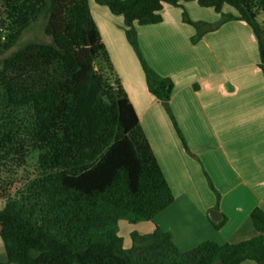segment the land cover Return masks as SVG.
I'll list each match as a JSON object with an SVG mask.
<instances>
[{
  "label": "trees",
  "instance_id": "16d2710c",
  "mask_svg": "<svg viewBox=\"0 0 264 264\" xmlns=\"http://www.w3.org/2000/svg\"><path fill=\"white\" fill-rule=\"evenodd\" d=\"M93 1L122 17L147 89L161 101L184 145L169 107L173 81L144 58L136 24L160 22L164 5L181 7L182 21L196 29L195 43L226 21L243 20L256 38L264 78V0ZM187 1L213 8L220 19L191 20ZM0 2V238L6 257L0 264H264V210L258 206L249 214L256 234L240 242L204 240L180 251L171 233L155 224L150 232L131 231L125 246L119 221H153L174 197L89 0ZM224 5L236 14L221 12ZM40 17L47 40L29 41L5 55ZM33 150L35 172L12 176ZM224 222L225 216L214 225Z\"/></svg>",
  "mask_w": 264,
  "mask_h": 264
},
{
  "label": "crops",
  "instance_id": "0c3cea01",
  "mask_svg": "<svg viewBox=\"0 0 264 264\" xmlns=\"http://www.w3.org/2000/svg\"><path fill=\"white\" fill-rule=\"evenodd\" d=\"M183 5L193 21L215 23L221 17L195 1ZM100 7L98 19L90 7L93 19L174 197L153 221L132 224L130 232H150L156 224L181 251L204 240L236 243L255 235L250 211L264 210V78L250 26L229 20L192 43L196 29L182 21L181 7L171 5H164L160 22L135 25L148 64L173 81L169 107L187 151L161 101L147 89L122 17ZM221 12L236 14L228 5ZM129 62L133 70L123 65ZM210 208L225 216L220 228ZM123 243L128 246L130 236Z\"/></svg>",
  "mask_w": 264,
  "mask_h": 264
},
{
  "label": "rangeland",
  "instance_id": "374dc122",
  "mask_svg": "<svg viewBox=\"0 0 264 264\" xmlns=\"http://www.w3.org/2000/svg\"><path fill=\"white\" fill-rule=\"evenodd\" d=\"M89 1H90V5H91L90 7L92 8V12L94 13L95 19H98V16H97L98 12L97 11H98V9H103V7H100V5H97L96 3H94L93 0H89ZM3 16H4L3 10H2V6H1V2H0V21L3 18ZM43 26H44V19L40 17L38 20H36L34 23H32L26 30L23 31V33H22L21 37L19 38V40L17 41V43L7 53H5V55H7L10 51L16 49L18 46H21L22 44L27 43L29 41H45V40H47V37L43 32ZM130 47H131V45H130ZM5 55H3V56H5ZM0 58H2V56ZM137 64H138V67L141 68V65H140L138 58H137ZM123 65L129 69H132V70L135 68V66H133V64H130V62H129V65H127V64H123ZM37 155H38L37 150L31 151L29 153L28 157L26 158L25 167L15 168L14 169L15 173L12 176H14L15 178H18L20 176H23L26 172H35L36 167H37ZM2 205H3V202L0 201V207ZM118 226H119L118 234L125 241L129 240V232H130V230L133 229L134 225L129 224L126 221L121 220V221H119ZM138 228H140V227H138ZM176 241H178V240H176ZM173 243L178 250H180V251L183 250V248L180 246V244L178 242L176 243L173 240ZM0 253H5L1 238H0ZM1 260L6 261L5 255L4 256L1 255ZM246 261L247 262H253V264H255V262L252 260H246Z\"/></svg>",
  "mask_w": 264,
  "mask_h": 264
},
{
  "label": "water",
  "instance_id": "95a60500",
  "mask_svg": "<svg viewBox=\"0 0 264 264\" xmlns=\"http://www.w3.org/2000/svg\"><path fill=\"white\" fill-rule=\"evenodd\" d=\"M101 94H103V93H101ZM208 215L213 221L218 222V221H220L222 214L217 209L210 208L208 210Z\"/></svg>",
  "mask_w": 264,
  "mask_h": 264
}]
</instances>
